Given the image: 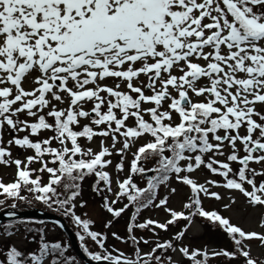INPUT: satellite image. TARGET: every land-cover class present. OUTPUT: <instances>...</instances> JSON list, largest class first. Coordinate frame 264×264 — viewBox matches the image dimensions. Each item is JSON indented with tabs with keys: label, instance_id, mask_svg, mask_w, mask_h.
Instances as JSON below:
<instances>
[{
	"label": "snow or ice",
	"instance_id": "6c2138e0",
	"mask_svg": "<svg viewBox=\"0 0 264 264\" xmlns=\"http://www.w3.org/2000/svg\"><path fill=\"white\" fill-rule=\"evenodd\" d=\"M109 79L112 86L105 83ZM193 96L203 99L194 102ZM45 131L52 135L30 138ZM6 133L11 136L8 146L34 151L27 163L11 160L10 147L4 146ZM146 135L151 140L133 154L130 173L156 174L146 188L138 187L130 174L116 182L113 192L105 170L112 165L108 157L119 155L115 168L123 171L124 154ZM97 137L102 138L98 152L80 143ZM109 138L111 145L105 146ZM153 156L159 158L158 167L141 165ZM33 162L49 174L47 184L39 176L31 178L35 170L28 165ZM9 163L16 165L17 180L0 183V195L25 200L21 193L26 190L49 208L62 210L82 230L79 239L87 236L102 250L85 248L92 261L179 264L168 254L171 250L192 264H208V252L175 246L198 217L220 227L236 248L213 251L212 257L230 261L239 254L245 264H257L244 241L264 244V234L245 232L217 211L205 210L202 195L220 200V193L211 189L223 187L238 190L251 205L264 206V180H256L264 177V0H0V164ZM252 163L261 170L250 167ZM201 170L222 177L223 183L199 182L194 174ZM87 176L97 178L93 191L111 216L119 218L134 208L127 239L112 233L114 239L131 242L133 257L109 252L107 235L91 230L94 221L76 215ZM172 177L190 190L183 205L187 213L168 208L167 196L154 203L157 189ZM125 197L128 203L116 208ZM85 203L79 200L80 207ZM149 207L163 208L170 218L138 222ZM181 220L187 223L174 237L153 241L151 250L142 252L141 244L150 241L136 230L157 236V229L167 232ZM112 223L107 221L105 228ZM14 227L6 226V234ZM37 231L38 254L9 246L0 264H43L49 256L51 264H72L60 243L46 242L44 230Z\"/></svg>",
	"mask_w": 264,
	"mask_h": 264
},
{
	"label": "rangeland",
	"instance_id": "374dc122",
	"mask_svg": "<svg viewBox=\"0 0 264 264\" xmlns=\"http://www.w3.org/2000/svg\"><path fill=\"white\" fill-rule=\"evenodd\" d=\"M178 74V73H174ZM144 79V77H141ZM109 86L114 84V81L109 79L105 81ZM27 87V85H26ZM123 87V85H122ZM193 101H197L198 99L195 96L192 97ZM90 104H86L85 108H90ZM152 105H145V107H151ZM166 108L167 105L165 104ZM145 119H149L147 115H145ZM174 119L178 122V118L174 114ZM87 121H82V123H86ZM131 124L132 122L129 121ZM243 129L241 130L243 134ZM27 133H19V136H23ZM52 135L51 132L45 131L42 132L39 137H30L33 140L36 139H45L48 136ZM11 136L9 134H5L4 136V146L10 147L11 150V160L19 159L24 163H27V157L35 155L34 151L26 148H19L15 145L8 146L7 140L10 139ZM102 138H94L93 141L89 142L86 139H81V145L87 149L91 148L94 152H98L100 150V140ZM151 137L145 136L142 138H138L131 146L129 150L124 154V169L123 171H117L115 165L120 163L121 157L116 155L115 153L108 157V159L112 160V165H110L106 170L110 173L112 177V188L113 192H115L118 188V184L116 183L118 180H122L127 178L130 173V165L133 159V154L136 152L137 148L142 146L143 144L149 142ZM111 140L110 138L105 140V146H110ZM54 147L58 146L57 144H53ZM121 145H117L119 148ZM168 154V153H166ZM243 155V152H241ZM170 155V154H169ZM156 156L151 157L147 160H142L141 165L146 169H152V166L156 168L157 161L159 158ZM218 159H224V157H217ZM8 159V157H5ZM45 160H49L50 157L45 156ZM156 159V161H155ZM54 165L49 164V167ZM23 167V164H22ZM41 164L39 162H33L28 165L29 170H35L31 172V176L38 175L41 182L45 184L47 182V177L49 174L47 172H40L39 169ZM239 165L233 164L234 170L238 169ZM250 167L255 168L257 171L261 170V166L255 163L250 164ZM156 173L154 172L152 176ZM133 181L137 182V184H145L146 179L142 178L139 174H131ZM17 177V168L14 163H9L7 165L0 164V182L8 183L16 180ZM194 178L198 179L199 182L203 183L205 179H212L223 183V178L218 175H212L207 172V170H201L194 174ZM257 183L261 180H264V177H256ZM176 188V193H171V188ZM245 187L249 188L250 186L245 185ZM211 191H216L220 193L221 199L216 200L214 198L204 197L202 195V206L205 210L208 211H217L222 217L229 219L230 223L235 226L240 227L245 232H257L258 234H264V206L251 205L248 203V199L243 196L238 190H229L223 187H213ZM191 195L190 190L187 186L179 184L174 177L170 179V183L161 185L157 189V200L154 203H158V200L168 197L167 207L176 211H184L187 213V209L183 208L184 203L188 202V197ZM109 199H115L111 193H108ZM79 200H82L85 203L84 207L79 206ZM119 200L115 205L116 208H121ZM102 199L99 198L96 194L92 192V182L90 178H85L82 186H81V196L78 198L77 207L74 210L76 215L81 216L82 219H90L94 221L91 225V230L102 232L107 235V240L105 242V247L112 254H117L116 250L123 252L124 255L133 257L134 256V246L129 241L128 243H124L120 240L114 239L112 233L115 232L120 236L127 239V230L126 225L129 219V213L126 211L119 218H114L111 216L104 208H103ZM227 205V207H225ZM124 206V205H123ZM7 209V208H6ZM29 209V208H28ZM4 210V209H3ZM44 210V209H43ZM46 211V210H45ZM60 216V215H59ZM62 217V216H61ZM68 219L73 222V219L70 216H67ZM63 218V217H62ZM154 219L159 222H165L170 218L169 214L164 211L163 208L157 209L155 207H149L147 209L142 210L141 214L138 216L137 220L143 222L145 219ZM64 219V218H63ZM65 220V219H64ZM112 220V226L110 228H105V224L107 221ZM5 222V221H3ZM2 223V222H1ZM0 223V224H1ZM67 224V222L65 221ZM186 221H179L176 224L169 227L167 232L160 231L157 229L158 235L153 236L150 231L147 229L136 230L135 234L138 237H143L150 241L149 245L141 244L142 252H149L151 248L154 246L153 241L163 242L164 240L171 239L175 236V234L184 228ZM73 224V223H72ZM55 225V224H54ZM53 223L46 222L43 223L39 229H43V235L45 237V241L48 243L51 242H59L60 244H66L67 239L65 238V234L59 229V227H55ZM67 226L71 228L68 224ZM79 229V228H78ZM77 229V230H78ZM72 230V229H71ZM81 230V229H80ZM11 235L6 234L5 228L0 229V260L6 259V251L9 246H16L19 250L24 252L25 254L29 252H36L38 254V249L40 246V233L27 232L23 226H18L14 228H10L9 230ZM73 231V230H72ZM82 231V230H81ZM74 232V231H73ZM87 240V249L91 252L102 251L99 249V246L95 244L89 237H85ZM247 245L245 250L250 252V256L257 261V264H264V244H262L258 239H254L252 241H244ZM175 246H188L190 250L200 249L202 251H206L209 254L208 264H245V258L242 255H237L234 259L228 260L224 258L223 261L219 258H215L211 256L213 251H218L220 249H227L230 251H236V248L233 245V242L227 236L220 227L215 226L208 221L200 218H194L191 226L188 227L185 237L175 242ZM70 254V249L65 253V256ZM170 255L173 256V259L178 261L179 264H192V261L183 257L179 253H172L169 250ZM72 258V264H76V259ZM202 259L203 257H198ZM43 264H51V257H45Z\"/></svg>",
	"mask_w": 264,
	"mask_h": 264
},
{
	"label": "trees",
	"instance_id": "16d2710c",
	"mask_svg": "<svg viewBox=\"0 0 264 264\" xmlns=\"http://www.w3.org/2000/svg\"><path fill=\"white\" fill-rule=\"evenodd\" d=\"M158 158V157H157ZM156 158V159H157ZM155 159V161H156ZM144 161V160H143ZM158 166V165H157ZM53 167V166H52ZM106 170V169H105ZM107 171V170H106ZM140 175V174H139ZM38 175H35V176H31L32 179H35ZM86 178H90L91 179V182H92V192L94 194H96L94 191H93V185L96 181V177L95 176H87ZM17 180V177L15 178ZM16 180H14L13 182H15ZM48 180H49V177H47V182L45 184L48 183ZM40 181H42L40 179ZM13 182H8V183H3L5 185H8L10 183H13ZM134 183L137 184V182L133 181ZM2 183V182H0ZM83 183V182H82ZM41 184L43 185V183L41 182ZM82 186V184H81ZM103 186V185H101ZM138 187L140 188H146L147 187V180L145 181V184H137ZM22 195L26 196V199L25 200H19V199H12V198H6L5 196L3 195H0V200H3L4 203L3 204H0V211L3 210V209H6V208H11V209H16V210H22V209H28V208H34V207H38V208H41V209H44L46 211H49V212H53V213H56L60 216H62L65 221L67 222V224L71 227V229L74 231L75 235H76V238L78 240V242L81 244L82 248L85 250V248H87V240L85 239L83 242L79 239V234H83L82 231L80 230V228L74 223V221L71 223V221L68 219L67 216L64 215L63 211L62 210H57L56 206L53 205L51 208H49L46 204H44L43 202L41 201H38L34 198V196H32L31 194L27 193L26 190H22ZM97 195V194H96ZM99 198H101L100 195H97ZM121 203H120V206L123 207L124 204L128 203L126 197L125 198H121L120 199ZM15 205V207H12V205ZM128 213H129V217L131 216L132 212L134 211V208H132L130 206V208L127 210ZM129 220V219H128ZM200 220H202V218H200ZM47 221L45 220H41V219H36V218H15V219H11V220H7L5 222H2L0 224V229L1 228H5L6 226H8L9 224L11 225H14L15 227H18V226H23L25 229H30L31 231H27V232H33V233H38L37 229L40 228V226L43 224V223H46ZM140 222V221H138ZM54 225V224H53ZM55 227H57L56 225H54ZM79 228V229H78ZM78 229V230H77ZM10 230V229H8ZM222 230V229H221ZM66 238V237H65ZM67 239V238H66ZM67 243L66 244H61L62 248L65 250V253L68 251V249H70V254L67 256V257H74L76 259V264H85L81 258L75 253V251L72 249L71 245H70V242L66 241ZM51 243H59V242H51ZM50 243V244H51Z\"/></svg>",
	"mask_w": 264,
	"mask_h": 264
},
{
	"label": "water",
	"instance_id": "95a60500",
	"mask_svg": "<svg viewBox=\"0 0 264 264\" xmlns=\"http://www.w3.org/2000/svg\"><path fill=\"white\" fill-rule=\"evenodd\" d=\"M143 177L150 178L151 172L147 171L146 173L142 174ZM10 213H14V215H10ZM15 218H36L41 220H46L48 222L54 223L58 225L61 230L66 234L68 237L70 244L77 255L82 259L85 264H107V262H96L92 261L86 252L83 251L79 243L77 242L76 236L73 231L67 226L64 219L59 215L45 211L41 208H29V209H22V210H15V209H4L0 211V223L3 221L15 219Z\"/></svg>",
	"mask_w": 264,
	"mask_h": 264
}]
</instances>
